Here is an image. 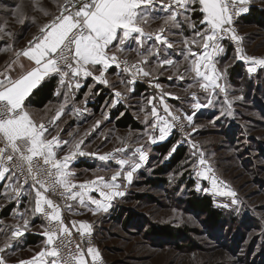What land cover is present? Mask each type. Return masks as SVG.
Returning <instances> with one entry per match:
<instances>
[{
	"label": "snow or ice",
	"instance_id": "6c2138e0",
	"mask_svg": "<svg viewBox=\"0 0 264 264\" xmlns=\"http://www.w3.org/2000/svg\"><path fill=\"white\" fill-rule=\"evenodd\" d=\"M249 2L57 0L56 12H50L36 0L33 9L51 18L39 27L38 34L24 49L14 51L13 60L0 71V198L13 205L17 220L14 225H6L0 218V235L4 237L0 264H7L6 252L15 250L20 239L31 233L32 221L37 216L43 223L41 231L33 234L44 237L43 247L18 264H97L101 260V253L92 241L93 225L66 220L65 215H82L79 209L93 215L109 212L117 198L125 195L118 178L131 184L134 173L147 161L145 145L164 141L174 132L184 133L187 127L195 130V113L201 108L219 103L220 115H232L234 100L243 97L228 99L226 69L219 67V58L226 51L222 42L226 39L235 42L240 61L264 69V58L244 54L243 38L235 27L236 19L248 11ZM7 11L21 23H34L18 2ZM197 11L201 14L198 21L193 19ZM6 23L0 26V39L5 34L13 35ZM23 60L28 62L27 67ZM111 68L116 69L114 75L120 77L123 92L111 83L108 76ZM161 70L172 71L166 77L169 81H187L184 91L188 93L187 106L191 112L167 102L181 98L159 82ZM247 71L257 73V68L249 67ZM53 78L58 82L54 95L61 102L53 116L37 119L29 97L46 79ZM88 80L91 83L77 102L76 96ZM137 83L158 90L144 97V103L137 102L138 113H142L137 119L144 125L143 131L135 134V140L133 133L117 137L119 146L114 151L98 155L99 161L105 162L99 171H111L107 167L110 161L118 166L109 178L94 173V179L78 181L71 166L78 157L97 156L86 150L85 141L110 116L102 112V119L95 120L83 134L78 129L69 130L68 139L62 138L61 117L66 110L76 116L88 112L89 96L99 94L93 92L97 84L112 92L113 99L104 103L106 108H114L135 98ZM193 89L203 92V102ZM99 135L108 139L102 130ZM191 135L188 133L187 137ZM187 137L180 143L187 142ZM177 146L170 149L169 155ZM192 146L197 149L195 143ZM193 155L197 156V164L203 166L196 175L211 179V189L198 190L236 196L227 186L220 191V182L210 176L212 169L202 151L197 149ZM230 203L236 205L239 201L232 199Z\"/></svg>",
	"mask_w": 264,
	"mask_h": 264
},
{
	"label": "rangeland",
	"instance_id": "374dc122",
	"mask_svg": "<svg viewBox=\"0 0 264 264\" xmlns=\"http://www.w3.org/2000/svg\"><path fill=\"white\" fill-rule=\"evenodd\" d=\"M16 2L24 6L27 17L34 20V23H21L18 17L9 15L7 9ZM40 2L46 10L56 12L57 0ZM34 3L36 0H0V26H4L6 21L7 30L13 34H5L0 39V67L11 61L14 51L24 49L38 34L39 27L51 18L35 11L32 7ZM247 6H255L253 8L264 11V0H250ZM156 26L152 25L153 28ZM236 26L243 35L241 47L244 54L264 58V27L253 21L242 22L240 18ZM222 44L226 51L219 58V67L226 69L228 99H243L234 100L232 115H220L219 103L201 108L195 113V130L187 127L184 133L174 132L164 141L145 145L148 159L134 173L131 184L118 178L125 195L117 198L109 212L97 214L92 222L95 246L107 264H264V69L259 65L240 61L235 49L230 47L229 50L224 41ZM249 67H256L257 73H249ZM161 72L159 82L167 91L181 98L168 99L167 102L191 112L187 106L188 93L184 91L187 81H169L166 77L172 75V71ZM108 76L115 88L123 92L124 88L118 82L120 77L111 71ZM140 84L145 87V92L123 104L140 128L117 127V117L113 114L111 120L104 121L99 129L88 136L85 141L87 151L98 154L114 151L119 146L117 137L125 138L133 133L135 140V134L143 131L144 125L137 119L138 114L142 115L138 113L137 102L144 103V97L151 96L158 90L145 83ZM102 87L109 90L107 86ZM96 91L94 88L93 92ZM193 91L198 92L203 102V92L199 89ZM107 100L106 98L105 101ZM76 101L79 102L77 99ZM97 102L96 100L95 104ZM126 104L133 106L126 107ZM79 106L84 107L83 104ZM86 107L89 119L83 124H76L73 115L62 119L61 127L67 138L69 130L78 129L83 134L95 120L102 119V112L111 109L106 108L105 103L101 108L98 107L99 111L88 105ZM53 108H57V105ZM118 110L119 108L114 112ZM101 130L108 136L107 140L99 135ZM188 133L192 135L187 137ZM186 137L187 142L180 143ZM168 140H175L173 146H182L185 150L183 159L175 166L164 165L167 156L155 149ZM193 143L209 161L212 169L210 176L214 175L220 182V191L223 192L227 186L229 191L236 193L235 197L198 190L211 189V179L204 180L196 175L203 166L197 164V156L193 155L197 151L193 148ZM104 167L105 162H97L95 168L78 170L79 179L95 178L94 173L109 178L118 166L110 161L107 167L111 171H99ZM160 169L164 173L158 175ZM156 177L167 179L168 184L153 187L150 181L146 182L147 179ZM187 180H192V188L197 193L211 196L215 206L230 216L219 227L208 228L204 216L193 212L186 204L185 199L189 194ZM232 199H237L239 203L232 205ZM114 209L115 217H112ZM155 228L160 231L166 228L171 231V235L158 236L151 233V229ZM2 244L0 240V246Z\"/></svg>",
	"mask_w": 264,
	"mask_h": 264
},
{
	"label": "crops",
	"instance_id": "0c3cea01",
	"mask_svg": "<svg viewBox=\"0 0 264 264\" xmlns=\"http://www.w3.org/2000/svg\"><path fill=\"white\" fill-rule=\"evenodd\" d=\"M249 8L250 7H248V11H249ZM248 11L246 13H248ZM246 13H242V14H246ZM12 60H13V58L11 59V61ZM11 61L7 62V64H5L3 67H0V71H4L5 68L9 65V63ZM22 62L27 67L28 62L26 60H23ZM113 69L114 68H111L109 71H111L114 74L116 70H113ZM115 76H117V75H115ZM117 77H119V76H117ZM53 79H55V78H53ZM46 81H49V80L46 79ZM55 81H56V88H57L58 82H57L56 79H55ZM45 82H43V83H45ZM90 83H91V80H88L86 82V84H85V87L80 89L78 98H76L77 100H79V101L81 100V97L83 96V94L86 91L87 84H90ZM102 86L103 85H98L97 84L96 87H95V89L97 91H99V94L103 90H106V92H105L106 93L105 99L106 98L108 100L113 99L112 92L110 90H108L107 88H104ZM37 89H35L34 92L37 91ZM34 92H33V94H34ZM143 92H145V87L141 86L140 83H137L135 96H137L139 93L142 94ZM32 95L29 97V99L32 97ZM98 95L96 97L90 96L88 98L89 99V102H88L87 105L93 107V110L98 109L99 106H100L99 108H101L102 107V104L105 102V99H104V101L101 103V105L98 102H97V104H95L96 100L98 101ZM60 102H61V98L55 96L54 95V91H53V93H52V99L49 100L43 107H37V106L30 105V108H31V111L34 113V115L36 116L37 119H39L41 117H44L45 119H47V118H50L51 116L54 115V113L57 110ZM123 104H124V102H121V103L117 104L116 107L111 108L109 111L107 110V112H108V114L110 116V119L109 120H111V118L113 117V114H114V117H116L115 114L117 112H114V111H116L118 108H119V110L121 108L123 110L122 113H121V115L125 113V110L126 109L123 107L124 106ZM54 105H57V108H53ZM70 107H71V105H69V108ZM99 110L100 109H98V111ZM68 115H70V114H68V112L66 110L65 115L61 117V121H62V119L64 117H66ZM73 116H74L75 123L78 124V125L83 124L85 121H87L89 119V116H88L87 112L84 113V114H82V115H79V116H76V115H73ZM133 119H135L134 116H133ZM61 126H62V122L60 123V127ZM123 129H125V128H123ZM62 138L68 139L65 136L64 132L62 133ZM91 153H97V156L89 155V156H84V157H78L74 161V163L72 164V166H71L74 169L75 173H76V178H77L78 181H81V182L82 181H86V180L79 179V176H78L79 172H78V170H88V169L95 168V163L101 162L98 159V155H99L98 152H91ZM97 168H100V167H97ZM92 179H94V178H92ZM117 182H119V181H117ZM92 195L96 196L97 194L96 193H92ZM6 203H7V201L5 199L0 198V218H3L4 219V223L6 225H14V224L17 223V220L14 218L15 215H16V210L14 209L13 205L10 204V203H7V207H5L4 205ZM20 207L22 209L23 208V205H21ZM79 211H81L83 214L82 215H75V216H71L69 214H66L68 220L87 221V222H90L93 225V223H92L93 222V219H94V217L97 214L96 215H93L91 212H88L85 209H79ZM41 224H42L41 219H40L39 216H37L32 221V225L33 226H32L31 233L26 234L23 238L20 239L19 246L17 248H15V250H8L6 252L5 259L7 260V264H18V262L21 261V260H29L34 255V253L39 252L41 250V248L43 247L44 237H42L39 234H33V233H39L41 231V227H40ZM93 234H94V231H93ZM0 240H2V242L4 243V237L2 235H0Z\"/></svg>",
	"mask_w": 264,
	"mask_h": 264
},
{
	"label": "trees",
	"instance_id": "16d2710c",
	"mask_svg": "<svg viewBox=\"0 0 264 264\" xmlns=\"http://www.w3.org/2000/svg\"><path fill=\"white\" fill-rule=\"evenodd\" d=\"M255 6L250 7V11L246 14H242L240 17V21L242 22H249L253 21L254 23L258 25H262L264 27V11L259 8H253ZM201 17V14L199 12H196L193 14L194 20H199ZM231 46L228 45V49L230 50ZM227 49V50H228ZM56 88V81L55 79H50L49 81H46L43 83L37 91L34 92L32 97L29 99L30 105L37 106V107H43L49 100L52 99V93ZM106 90H103L100 92L101 94L98 95V103L101 104L105 97H106ZM122 108L117 111L115 114L116 119V125L119 128H133L138 129L140 128L139 123L133 119V115L125 110V113L121 115ZM175 140H168L165 143L157 146L155 149L163 156H167L166 160L164 161L165 164H170L173 166L177 165L184 157L185 150L182 146L178 147L174 153H171L169 155L170 149L173 147ZM164 173L163 169H160V172L158 175ZM151 182L153 187H157L159 185H166L168 184V180L161 177H156L151 180L147 179L146 182ZM187 185L189 189V194L187 198L185 199L186 204L189 206V208L196 213H200L205 218V223L208 228H217L222 223L225 222L226 217H230L227 213L224 212L223 209L218 208L215 206L211 196L204 193H197L196 190H194L192 180H187ZM115 214V209L112 210V217ZM153 234H156L158 236L160 235H171V231H168L166 228L163 230L159 229H151L150 231ZM190 247V246H188Z\"/></svg>",
	"mask_w": 264,
	"mask_h": 264
},
{
	"label": "built area",
	"instance_id": "2783aa9c",
	"mask_svg": "<svg viewBox=\"0 0 264 264\" xmlns=\"http://www.w3.org/2000/svg\"><path fill=\"white\" fill-rule=\"evenodd\" d=\"M241 15H242V14H241ZM241 15L236 19V23L238 22V20H239V18L241 17ZM236 23H235V27H236V29H237L238 35H240L241 37H243L242 33L238 30V28H237V26H236ZM224 42H226V43H227L229 46H231L233 49L236 48V44H235V42H233V41H229V40H227V39L224 40ZM65 219L68 220L67 215H65ZM41 222L43 223L42 220H41ZM92 241H93V244L95 245V236H94V234L92 235ZM97 264H107V262H106L104 259L101 258V260H99V261L97 262Z\"/></svg>",
	"mask_w": 264,
	"mask_h": 264
}]
</instances>
